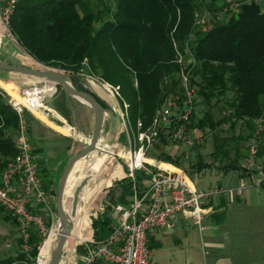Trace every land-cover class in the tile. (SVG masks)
Returning <instances> with one entry per match:
<instances>
[{"label": "trees", "instance_id": "obj_1", "mask_svg": "<svg viewBox=\"0 0 264 264\" xmlns=\"http://www.w3.org/2000/svg\"><path fill=\"white\" fill-rule=\"evenodd\" d=\"M227 3L228 0H15L7 27L37 63L72 73L75 86L90 92L106 108L110 107L85 88L79 78L87 74L113 86L116 100L132 125L138 119L150 123L164 97L180 90L177 59L181 54L190 67V81L199 100L209 105L212 99L225 100L230 110L227 116L215 119L210 108L199 117L195 107L191 127L216 128L222 122H230V126L239 122L249 130L245 135L248 138L257 121L264 118V10L262 4L242 3L236 13H225L223 21L209 27L196 23V12L219 11ZM0 32H7L1 24ZM6 96L0 87V175L16 152L13 136L17 114ZM26 114L28 118L32 116ZM217 139L215 135L211 155L224 158L227 150ZM259 152L264 154V141L259 143ZM157 158L181 165L179 156L170 152L161 151ZM221 164L224 169L257 173L240 163L237 150L233 158ZM147 176L143 169H135L133 176L114 180L99 213L101 205L93 208L91 203L86 204L81 233L89 236L92 227L94 238H105L113 227V205L129 204L135 191L142 194ZM52 193L56 194L55 188ZM30 207L44 213L39 204ZM2 211V217H10L18 227L16 215L0 207ZM44 218L50 226L51 217L44 214ZM18 238L21 241L20 234ZM57 238L58 235L55 242ZM40 239L37 228L32 226L31 248L0 256V264H33ZM77 249L82 250V246L78 244Z\"/></svg>", "mask_w": 264, "mask_h": 264}, {"label": "built area", "instance_id": "obj_2", "mask_svg": "<svg viewBox=\"0 0 264 264\" xmlns=\"http://www.w3.org/2000/svg\"><path fill=\"white\" fill-rule=\"evenodd\" d=\"M14 2L15 0L0 2V19L6 26ZM250 2L263 4L264 0H228L219 11V15L236 13L242 3ZM207 13L196 12V23H203ZM177 61L180 64V90L164 97L150 123L145 124L138 119L132 125L128 122L126 113L121 110V131H124L126 138L117 142L116 146L120 152L115 155L127 167V175L133 176L135 169H143L148 173L144 191L140 195L135 191L133 199L127 205L121 203L113 205L110 211L113 217L111 232L103 239L90 236L88 239L80 240L82 250L76 248L74 264H157L147 241V232L150 228L154 226L171 228L175 225V217L181 213L201 230L207 212L203 201L221 193H227L232 198L236 191L246 185L240 182L235 186L214 184L207 188H198L182 165L170 162L172 168L163 166L160 162L166 161L148 154L151 147L169 142L185 144L184 155L188 156L189 149L202 141V134L190 132L194 130L191 123L197 89L190 81V67L181 54L178 55ZM101 82L116 93L113 86ZM47 84L52 83L45 81L42 85L35 84L22 89L19 92V100L5 91L7 102L17 114V127L13 136L16 152L6 162L0 175V207L16 215L24 251L31 248L30 228L32 226L37 228L41 239L33 264L47 263L48 257L41 252V245L53 225L55 211L54 196L47 192L41 182L39 163L30 141V122L26 112L37 118L39 117L36 112H42L49 117L56 116L60 124L68 125L73 136H81L74 125L45 106L46 99L55 92L43 93L42 88ZM263 121L264 118L257 121L258 127L248 143L247 163L251 169L257 171L252 181L255 185H264V154H259ZM82 139L88 138L82 136ZM146 156L153 160H147ZM33 204H39L44 213L33 210L30 207ZM44 214L51 217L50 226L47 225Z\"/></svg>", "mask_w": 264, "mask_h": 264}, {"label": "crops", "instance_id": "obj_3", "mask_svg": "<svg viewBox=\"0 0 264 264\" xmlns=\"http://www.w3.org/2000/svg\"><path fill=\"white\" fill-rule=\"evenodd\" d=\"M0 61L38 66L36 61L18 45L10 32H0ZM11 74V77L6 78L0 72V87L10 94H18L26 87L45 82L44 79L32 76ZM79 79L85 88L95 92L108 107L119 114L114 94L107 85L87 74H82ZM57 88H59L58 93L54 96L51 95L48 99L49 105L46 102L45 106L74 125L81 136H73L69 132L68 125L60 124L56 116H50L52 117L50 118L42 112H36L40 119L33 115L29 117V136L33 152L40 164L41 172L48 171L49 173L47 182L50 187L46 190L54 198L52 189L56 186V179H53L55 171L61 163L87 142L88 139H82V136L89 138L94 121L92 109L65 94L59 85L47 84L42 88V92L51 94ZM190 132L195 134V128ZM118 139L122 140L120 135ZM165 146H168V149H165ZM159 147L162 151L178 155L179 160L185 159L183 155L186 149L185 144L164 142ZM104 149V152L95 156L89 163L86 162V158L83 159L86 160L84 165L82 164L83 160L78 161L68 176L64 207L76 225L80 223L85 205L90 199L104 192L103 188L108 184L111 185L112 179L116 180L127 175V167L117 160V157H114V154L119 153L120 149L116 145H109ZM198 151L199 149H193L190 152V158L196 157ZM65 156L67 159L64 160ZM149 160L153 159L150 157ZM167 162H160V164L172 168L170 162ZM193 165L195 167L191 169V174H194V178L188 169L182 166L188 171L198 188H207L214 184L235 186L240 182H244L246 185L236 191L232 198L227 193H221L205 199L203 205L207 208V212L203 218L204 227L201 230L181 213L177 214L175 225L171 228L163 226L150 228L147 232V241L152 248L156 263L264 264V187L253 184L255 173L240 172L237 168L224 169L221 163L200 159ZM205 168H208V174L214 176V181L202 185L200 180L207 175L204 174ZM201 175L203 176L201 177ZM145 182H147V177ZM77 185H80V188L75 191ZM74 194L75 202L73 201ZM129 198L131 202L133 195ZM36 205L33 204V206ZM79 211H81L80 220L77 222L74 217L78 215ZM154 251H156V257ZM46 256L49 258L50 254Z\"/></svg>", "mask_w": 264, "mask_h": 264}, {"label": "rangeland", "instance_id": "obj_4", "mask_svg": "<svg viewBox=\"0 0 264 264\" xmlns=\"http://www.w3.org/2000/svg\"><path fill=\"white\" fill-rule=\"evenodd\" d=\"M2 1L0 0V2H2ZM261 7H262L261 9L264 10V3L262 4ZM219 11H208L206 9H204L202 11H198V13H200V14H202L204 12H208L207 15H206L205 21L203 23H200L199 25L201 27H209L213 23H217L218 21H223L225 19V13H223L220 16L219 15ZM0 17H1V15H0ZM0 72L3 73L6 78H9V77L12 76L11 73L4 72V70L3 71L0 70ZM71 75H72V73H71ZM91 77H93V76H91ZM93 78H96V77H93ZM40 84L42 85L43 82H39V84H37V85H40ZM58 91H59V88H57L55 90V92L52 94V96L56 95L58 93ZM113 94H114V92H113ZM49 97L45 101V102H48V103H46L48 105H49V101H48ZM114 97H115V94H114ZM115 100H116V97H115ZM116 103H117L116 104L117 105L116 109H117V112L120 115L122 111H121V108H120L117 100H116ZM213 103H215V104H213ZM195 107H196V110H197V115L199 117H201L203 115V113L205 112V110H207L208 108L211 109V111L213 113V117L215 119L225 117L230 112L229 107H228V105H227L225 100L215 101V99H212L211 103L209 105L208 103H206L204 101H200L199 97H197V101H196ZM50 118H52V117H50ZM262 126L264 128V121L262 122ZM257 127H258V125L256 124L254 129L252 131H250L251 134H250V136L248 138H246L245 135L247 134V132H249V130L247 128H245L243 125H241L239 122H236L234 126H230V122H222L216 128H211L209 126H204V128L200 129V128H196L195 127L196 133L202 134V141L200 143H198V144H195L193 147H191L189 149V153H188L187 157L183 154L185 159H183V160L181 159L180 160L181 165L185 166L188 169L189 173L191 174V171H192L191 169H194V167H195V165H193V163H195V161H197L198 159H200L202 161H210V162H216V163L226 162L228 159L233 158L235 156V153H236V150H237V153H238V155L240 157V163L242 165L250 168L248 163H247L248 143L250 142L251 137L254 135L255 130H256ZM119 135H120V138L122 140H124L126 138L125 137V133H124L123 130L119 133ZM215 135L218 136V139H217L216 142L221 147H223L224 149L227 150V155L224 158H220L218 155H216V156L211 155V152H212V150L214 148V143H215L214 136ZM119 141H121V140L118 139V142ZM263 141H264V129L261 132L260 143L263 142ZM164 148L168 149V146H165ZM193 149L194 150L199 149V151H198L199 153H198V155H196V157L194 156V157L190 158V152ZM161 151H162L161 147H159V145H157V146L151 147L149 149L148 154L150 156H152V157H157V154L159 152H161ZM259 154H262V153L259 152ZM65 159H67L66 156L64 157V160ZM67 160H65L63 163H61V165L58 166L57 171H55V174L53 176V179H56L55 189L57 188L58 180H59L62 168L65 165ZM117 160L120 161L119 158H117ZM85 161L86 160L82 161L83 165L86 164ZM122 167L124 169L123 164H122ZM204 171H205L204 174H207V175L206 176L201 175V177L203 176L201 178V180H200L201 184L202 185H206L210 181L213 182L214 181V176L208 174V168H205ZM40 174L42 175L44 183H45V185H46V187L48 189L50 187L49 182H47V175H49L48 171H42V172L40 171ZM201 174H203V173H201ZM191 176L193 178L195 177L194 174H191ZM114 180L115 179H112L111 183ZM109 185L110 184L106 185L103 188L104 198L102 200V204H101V207L99 208L98 213L103 209L104 201L107 198L106 197V192H107V188H108ZM53 199H55V198H53ZM53 202H54V200H53ZM80 212L81 211H79L78 215L76 217H74L75 221H77V222H79V220H80L79 219L80 218V214H81ZM3 213H4V211L0 212V256H5V255H8V254H15V253H17L18 250H23L24 251V249L22 247V243H23L22 239L20 241L19 238H18L19 237V231H18V228H17V224L15 222H13V220L10 217L9 218H4V217L1 218V216H2L1 214H3ZM90 225H91V222H90ZM48 232H49V230H48ZM48 232H47V234H48ZM90 236H92V227H91V231H90L89 237ZM85 239H88V237L85 238ZM79 242L80 241L76 242L71 249H70V246H67L66 255H65V257H64V259L62 261V264H74L73 256L76 253L75 250H76L77 245L79 244ZM55 243L53 245L47 247L43 253L45 255L50 254V252H51L52 248L54 247ZM79 251H81V250H79ZM154 256L156 257V251H154Z\"/></svg>", "mask_w": 264, "mask_h": 264}, {"label": "water", "instance_id": "obj_5", "mask_svg": "<svg viewBox=\"0 0 264 264\" xmlns=\"http://www.w3.org/2000/svg\"><path fill=\"white\" fill-rule=\"evenodd\" d=\"M37 64L38 66H29L0 61V70L32 76L44 79L54 85L57 84L62 87L65 94L90 107L94 115L92 131L87 142H85L79 150L69 156L62 168L56 188L54 199L55 217L53 224L58 221L61 232L50 252L47 264H60L61 258L66 255L65 243L72 229V221L63 206V195L68 176L78 161L86 158V162L89 163L95 156L104 152L105 149L102 145H117L119 133L122 128V119L113 109L103 107L90 92L79 90L75 86L70 72L48 68L39 63ZM114 157L116 158L115 154ZM79 188L80 185H77L75 191H78ZM73 198L75 202V194Z\"/></svg>", "mask_w": 264, "mask_h": 264}, {"label": "bare ground", "instance_id": "obj_6", "mask_svg": "<svg viewBox=\"0 0 264 264\" xmlns=\"http://www.w3.org/2000/svg\"><path fill=\"white\" fill-rule=\"evenodd\" d=\"M0 24L4 27V29H6L7 32H10L9 29L6 27V25L2 22V20L0 19ZM6 63V62H5ZM14 98L16 99H20V95L18 94H11ZM104 107V106H103ZM106 108V107H105ZM104 148H108L109 145L105 144L102 145ZM147 160L150 159V157L146 156ZM67 184V181H66ZM66 187V185H65ZM64 194H65V189H64ZM104 198V192L100 193L99 195L93 197L92 199H90L88 203H91V207L96 208L98 206H100L102 204V200ZM63 206H64V195H63ZM65 209V207H64ZM66 211V210H65ZM67 212V211H66ZM71 219V218H70ZM72 221V219H71ZM81 222V221H80ZM61 232V228L59 226V222L57 221L56 223L53 224V226L50 228L48 234L46 235L42 245H41V252L43 253L45 251V249L51 245H53L55 243V236L60 234ZM89 236L81 233L80 231V223L78 225H76L73 221H72V229L70 234L67 236L66 239V243H65V249L67 250V246H70V249L73 247V245L82 240L85 239ZM79 239V240H78ZM65 255L61 258L60 264H62V261L64 259Z\"/></svg>", "mask_w": 264, "mask_h": 264}]
</instances>
